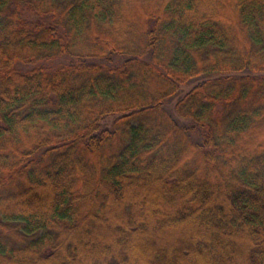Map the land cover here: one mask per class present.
<instances>
[{
  "label": "trees",
  "instance_id": "16d2710c",
  "mask_svg": "<svg viewBox=\"0 0 264 264\" xmlns=\"http://www.w3.org/2000/svg\"><path fill=\"white\" fill-rule=\"evenodd\" d=\"M0 264H264V0H0Z\"/></svg>",
  "mask_w": 264,
  "mask_h": 264
},
{
  "label": "rangeland",
  "instance_id": "374dc122",
  "mask_svg": "<svg viewBox=\"0 0 264 264\" xmlns=\"http://www.w3.org/2000/svg\"><path fill=\"white\" fill-rule=\"evenodd\" d=\"M119 62H120V61H119ZM119 62H118V63H119ZM118 63H117V64H118ZM195 84H197V82H195V83H193V84H189L187 87H183L182 92L185 93V92L190 91V90L193 88V86H194ZM174 105H175V101H173V102L170 104L169 108H170V109H173V108H174Z\"/></svg>",
  "mask_w": 264,
  "mask_h": 264
}]
</instances>
